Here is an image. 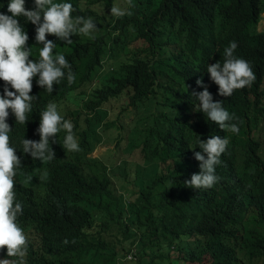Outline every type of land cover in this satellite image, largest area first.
Instances as JSON below:
<instances>
[{
    "label": "trees",
    "instance_id": "obj_1",
    "mask_svg": "<svg viewBox=\"0 0 264 264\" xmlns=\"http://www.w3.org/2000/svg\"><path fill=\"white\" fill-rule=\"evenodd\" d=\"M65 1L76 9L73 17H92L102 28L95 39L70 37L65 56L78 85L97 83L82 106V124L80 111L70 110L79 151L63 148L62 130L57 143L50 141L56 158L33 160L22 152V140L39 141L40 118L31 132L16 129L17 178L24 177L15 192L23 208L18 223L28 237L26 264H116L134 244L133 264H264V29L257 30L264 0H131V6L126 0L128 14L104 25L92 8L103 0ZM232 41L234 55L251 64L256 80L225 98L207 66L223 63ZM201 78L214 101L223 100L237 118L238 133L193 111ZM74 83L54 84L53 93L41 92L33 104L42 112L65 99ZM125 96L137 118L130 146L143 165H133V198L126 201L110 168L87 157L102 141L95 129L108 115L96 109ZM124 111L119 108L118 119ZM212 135L229 139L216 167L220 180L209 189L186 187L200 172L193 152L201 151L199 137ZM34 183L44 193L40 200ZM6 255L0 250V259Z\"/></svg>",
    "mask_w": 264,
    "mask_h": 264
},
{
    "label": "clouds",
    "instance_id": "obj_2",
    "mask_svg": "<svg viewBox=\"0 0 264 264\" xmlns=\"http://www.w3.org/2000/svg\"><path fill=\"white\" fill-rule=\"evenodd\" d=\"M125 3L126 0H103L93 4L92 8L103 15L104 25L128 14ZM127 3L131 6V0H127ZM74 11L76 9L73 5L65 0H0V250L6 248L7 253L6 258L0 259V264H26L28 237L18 223V217L23 215V208L15 192L16 184L24 177L20 174L17 178L22 162L19 150L14 145L16 129L24 128L31 132L40 118L36 129L39 141L22 140V152L29 154L33 160L43 162L56 158L50 141L57 143V134L62 130L66 133L63 148L70 152L80 150L70 110L80 111L79 119L82 124L86 117L82 106L89 100L97 80L78 85L79 75L75 77L65 56L71 53L73 40L70 37L75 35L95 39V34L101 28L97 27L92 17H73ZM237 47V42H230V46L224 49L223 63L217 61L207 66L210 79L218 86V95L221 97H230L235 90L250 87L256 80L251 64L234 55ZM74 81L75 89L71 92L69 90L65 99L49 102L42 112V108L39 110L33 104L39 99L41 92L53 93L54 84L64 82L69 86ZM196 84L203 91L192 93L198 101L194 104L193 111L202 112L219 129L226 130V133H238V124L233 122L237 118L225 109L223 100L214 101L202 78L197 79ZM113 102L108 106L104 104L98 107L96 111L108 114ZM119 103L124 112L131 110L127 106L126 96ZM87 116L91 117L92 114ZM108 121L107 115L95 129L102 140L100 142L98 139L95 145L118 140V137L107 134L109 129L102 126ZM130 126L131 123L128 125L129 141L133 139ZM102 127L104 132H100ZM228 144L229 139L219 135H212L207 140L199 137L198 147L201 151L193 152L195 159L199 161L200 172L192 174L189 180L183 182L184 185L192 189L214 187L220 180L216 175V167L222 163L221 156L226 152ZM95 145L87 157L100 162V159L90 156ZM108 167L111 172L115 171V167ZM116 170H123V167ZM112 175L110 174L113 181ZM46 177L47 172H44L41 179ZM34 186L39 193L37 200L42 199L44 193H41L40 187L35 183ZM116 190L126 201L127 195L117 188ZM11 257L16 259H10ZM136 258L137 248L134 244L130 250L118 256L116 264H128Z\"/></svg>",
    "mask_w": 264,
    "mask_h": 264
},
{
    "label": "rangeland",
    "instance_id": "obj_3",
    "mask_svg": "<svg viewBox=\"0 0 264 264\" xmlns=\"http://www.w3.org/2000/svg\"><path fill=\"white\" fill-rule=\"evenodd\" d=\"M98 28H101L97 25ZM264 29V13L261 15V20L257 25V30L261 31ZM98 33H102V28ZM121 107L120 103L113 102L110 106V110L108 113V122L107 129L109 134L112 137H118V140H113L110 143H102L100 145L96 144V148L93 150L90 156L95 157L103 161L108 166L115 167L112 175L114 186L127 195L129 198H133L131 195L132 191V182L135 179L134 173V164L137 167L141 166V157L137 150H133L131 146H128V130L129 123H133L136 121V117L127 109L126 112L123 113V116L118 119L117 114L118 110ZM116 108V109H115ZM140 117V115H138ZM113 122V124H112ZM142 127V124L138 125V128ZM141 138V137H140ZM134 140V138H133ZM123 167V170H116V168ZM126 173L127 176L124 177ZM134 262L128 263L133 264Z\"/></svg>",
    "mask_w": 264,
    "mask_h": 264
}]
</instances>
